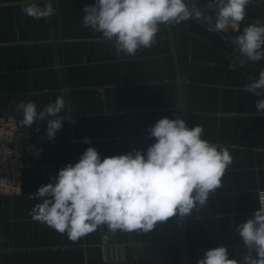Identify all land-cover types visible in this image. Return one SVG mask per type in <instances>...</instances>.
<instances>
[{
	"label": "crops",
	"instance_id": "0c3cea01",
	"mask_svg": "<svg viewBox=\"0 0 264 264\" xmlns=\"http://www.w3.org/2000/svg\"><path fill=\"white\" fill-rule=\"evenodd\" d=\"M30 2L44 7L49 0H0V116L23 119L17 103L32 101L39 111L61 95L71 114H58L66 118L54 140L47 138L52 117L31 125L32 137L45 141V156L24 173L20 195L0 197V264H196L218 246L242 262L247 249L236 227L259 209L264 190V115L256 109L264 95L243 89L264 67L248 61L230 69L239 54L183 22L161 25L151 49L117 58L113 42L83 27L82 10L95 0H51L55 14L39 20L21 10ZM196 2L204 7L208 0ZM255 20L264 21V3L248 6L236 36ZM163 117H179L189 128L202 124V138L233 157L222 186L192 218L174 216L151 233H108L107 241L105 226L77 242L31 218L42 200L29 195L88 147L101 159L146 154L155 142L148 129Z\"/></svg>",
	"mask_w": 264,
	"mask_h": 264
},
{
	"label": "clouds",
	"instance_id": "9594fccd",
	"mask_svg": "<svg viewBox=\"0 0 264 264\" xmlns=\"http://www.w3.org/2000/svg\"><path fill=\"white\" fill-rule=\"evenodd\" d=\"M264 0H208L200 7L196 0H95L83 8V27L113 42L117 58L121 53L134 57L138 50L157 45L161 25H178L188 20L205 21L215 33L236 32L245 20L249 5L260 7ZM206 9L214 11V17ZM23 13L33 19L55 14L51 0L44 7L22 3ZM239 50V58L229 68L243 67L248 61L264 60V21L255 20L235 37H225ZM244 86L256 96L264 95V70L259 78L247 77ZM21 126L52 117L47 121V138L54 140L68 113L64 97L57 96L43 110L32 102H19ZM264 115V99L256 101ZM69 122L75 123L68 117ZM155 142L146 154L133 150L101 159L98 150L88 147L78 162L67 164L51 182L38 188L31 199L40 198L30 212L34 221L44 224L77 242L101 227L108 233H151L156 225L178 216L192 218L207 206L210 193L222 186V177L233 164L227 147L203 139L204 126L189 128L177 117H163L148 129ZM247 249L243 261L230 259L225 246L205 251L196 264H264V206L236 227ZM255 252V256H253Z\"/></svg>",
	"mask_w": 264,
	"mask_h": 264
},
{
	"label": "built area",
	"instance_id": "2783aa9c",
	"mask_svg": "<svg viewBox=\"0 0 264 264\" xmlns=\"http://www.w3.org/2000/svg\"><path fill=\"white\" fill-rule=\"evenodd\" d=\"M237 32L220 34L235 37ZM21 121L12 115L0 116V197L20 195L24 173L39 167L45 156V141L34 139L31 126H21ZM259 205L264 206V190L259 192Z\"/></svg>",
	"mask_w": 264,
	"mask_h": 264
},
{
	"label": "water",
	"instance_id": "95a60500",
	"mask_svg": "<svg viewBox=\"0 0 264 264\" xmlns=\"http://www.w3.org/2000/svg\"><path fill=\"white\" fill-rule=\"evenodd\" d=\"M183 23L202 31L203 33H205L206 35H209L210 37H212L213 39H216L217 41H219L220 43L224 44L225 46L229 47L230 49H232L233 51H235L236 53H238V49L236 48L235 45H233L231 43L230 39L225 38L223 35H221L220 33H215L212 32L211 29L205 25H203L202 23L195 21V20H188V21H184ZM168 29L171 28V25H167ZM173 54H174V58L176 59V55H175V51L173 49ZM239 54V53H238ZM256 64L264 67V60H259V61H255ZM176 69H177V73L179 74V70H178V66L176 64ZM180 75V74H179ZM180 77V76H179ZM181 85V84H180Z\"/></svg>",
	"mask_w": 264,
	"mask_h": 264
}]
</instances>
